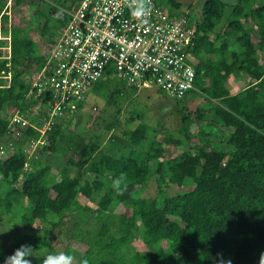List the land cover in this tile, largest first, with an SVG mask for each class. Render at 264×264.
Here are the masks:
<instances>
[{
    "label": "trees",
    "instance_id": "16d2710c",
    "mask_svg": "<svg viewBox=\"0 0 264 264\" xmlns=\"http://www.w3.org/2000/svg\"><path fill=\"white\" fill-rule=\"evenodd\" d=\"M39 1L47 4V0ZM81 1L55 0L48 11H38L45 18L42 36L47 41L56 44L68 22L64 10ZM258 1L261 5L256 6ZM21 2L17 0L16 6ZM237 2L226 19L225 1L206 0L197 22L196 46L189 50L195 71V90L189 93L201 96L205 105L192 113L184 114L182 109L180 130L192 139L188 128L193 122L197 124L196 151H186L170 162H164L163 145L157 142L139 152L138 147L148 140V128L141 124L124 133L128 144L119 156L100 153L92 157L98 147L80 141L76 149L81 152L80 158L71 155L67 174L51 185L50 165L26 174L24 148L29 140L40 136L28 129L16 142L14 154L0 160V213L16 215L28 227L37 222L49 224L43 227L42 237L28 239L33 250L50 247V237L61 220L81 209L80 198H99L101 212L107 213L117 204L128 210L119 225L122 235L111 236L110 221L106 220L78 264L83 260L89 264H219L221 257L232 264H259L260 253L264 252V0ZM168 4L177 10L182 8L174 0H168ZM51 10L57 17H49ZM187 16L192 18L191 14ZM3 45L1 37L0 111L9 106L28 111L45 103L47 99L31 94L32 83L27 76L30 68L25 60L35 56L36 67L41 70L49 60L35 54L34 43L25 39L20 29L11 30L8 59H4ZM109 73L105 78L117 76L116 72ZM239 75L248 78V85L233 94L228 81ZM104 86V79L94 85L97 90ZM157 93L164 94L159 89ZM28 114L32 120L33 114ZM209 114L213 115L211 119ZM63 122L50 133V145L44 148L50 154L63 141ZM8 125L0 119V138L7 133ZM71 168L76 174L70 173ZM122 175L126 189L117 194L112 184ZM153 176L160 189L158 195L142 198ZM187 180L194 183L192 191L166 195L165 189L181 188ZM23 201L28 202V210L22 208ZM139 222L146 250L129 259L118 256L119 250L132 242ZM163 241L168 247L156 249ZM6 256L0 243V262Z\"/></svg>",
    "mask_w": 264,
    "mask_h": 264
},
{
    "label": "rangeland",
    "instance_id": "374dc122",
    "mask_svg": "<svg viewBox=\"0 0 264 264\" xmlns=\"http://www.w3.org/2000/svg\"><path fill=\"white\" fill-rule=\"evenodd\" d=\"M169 12L183 14H191L192 20L200 22L203 5L206 0H174L181 4V10L171 8L168 0H158ZM228 4L226 9V19L231 14V7L236 5L238 0H223ZM47 4L39 0H22L20 5H17L6 19H3L2 40L4 41V59H8L9 37L12 29L22 30L23 37L34 43V50L37 56H44L50 60L54 44L47 41L42 36V29L45 23V18H42L38 11L47 10L48 5H54L55 0H47ZM261 5L258 1L256 6ZM172 10V11H171ZM49 17H57L56 12L49 13ZM224 25V24H223ZM62 30H58L60 33ZM254 33L257 35V31ZM59 35V34H58ZM56 38V37H55ZM35 56L26 59V65H29L27 72L31 83L41 69L36 67ZM105 86L97 90L92 87L87 92L86 98L80 103V107L75 109L73 113L64 118L61 130L64 134L63 141L59 144L56 152L51 154L46 152L45 147L38 149L36 156L32 158L26 174L37 169L41 165H50L51 171V185L59 182L64 174L68 160L73 155L79 159L81 152L77 153V146L81 142L92 144L98 151L92 152V157L100 153H108L113 156H119L124 146L128 144L124 137L125 132L135 130L139 125L143 124L148 128V140L145 141L138 151L147 150L152 142H157L163 145L164 162H170L174 159H180L186 151H196V146L199 143L197 132L198 126L196 123L190 124L188 128L189 136L192 139H187L181 133V116L182 114L195 112L197 109H202L205 105V100L196 93H189L182 101L170 99L166 94L157 93L156 88L146 90H135L127 86L118 76L104 78ZM6 84V83H4ZM248 85V78L244 75L235 76L229 79L228 89L233 93H237ZM33 106H31L32 108ZM36 107V106H35ZM18 108L6 107L0 111V119L9 122L12 113ZM30 109V108H29ZM183 109V113H182ZM27 111V110H25ZM30 116V115H29ZM213 115H207L211 119ZM31 117V116H30ZM33 118L36 121L41 119L40 116L34 114ZM62 120V121H63ZM111 126V130L108 127ZM171 142H168V141ZM56 142V143H57ZM4 142L0 138V145ZM93 148V149H94ZM70 173H75V169L71 168ZM102 180H104L102 178ZM21 182L16 187L20 188ZM194 189L192 180L185 181L181 188L165 189L167 196L175 194H185ZM158 183L153 176L145 186L142 193V198H155L159 192ZM23 209L28 210V202L23 201ZM99 198L95 201H89L85 198H80L79 203L81 209L77 212L66 214L61 220L60 227L57 228L50 237V247L34 250L32 264H40L41 257L49 253L65 252L74 256V264H78L81 258L89 250V241H94V236L99 232L102 224L109 219L111 225V236L116 238L121 237L119 225L122 215L126 212V208L117 204L107 212L98 210L97 203ZM19 207L17 204L16 208ZM128 211V210H127ZM60 220H58L59 222ZM139 230L133 235L131 243L123 246L118 256L129 259L136 252L145 251L146 248L143 243L142 226L139 222ZM48 223L41 224L37 222L34 226H26L20 221L18 216L8 215L6 212L0 213V243L4 246L7 256L11 255L15 249L23 244H28V239L35 236H43V227H48ZM76 232V235L75 233ZM77 236H81L78 239ZM156 249L168 247L167 242L159 243ZM98 251V249H96ZM6 256V257H7ZM4 264V260L0 262ZM127 264H130L128 262Z\"/></svg>",
    "mask_w": 264,
    "mask_h": 264
},
{
    "label": "built area",
    "instance_id": "2783aa9c",
    "mask_svg": "<svg viewBox=\"0 0 264 264\" xmlns=\"http://www.w3.org/2000/svg\"><path fill=\"white\" fill-rule=\"evenodd\" d=\"M16 1L0 0V39L2 21ZM150 5L144 19L131 15L128 0H82L64 10L68 22L50 55L56 67L41 70L31 85V94L47 101L12 113L0 160L13 155L16 142L33 129L40 136L24 148L27 171L38 149L48 147L50 133L111 71L129 87L156 88L170 99L182 100L195 90L189 50L196 46L197 22L188 13L171 14L158 0H150ZM28 112L41 119H29Z\"/></svg>",
    "mask_w": 264,
    "mask_h": 264
},
{
    "label": "clouds",
    "instance_id": "9594fccd",
    "mask_svg": "<svg viewBox=\"0 0 264 264\" xmlns=\"http://www.w3.org/2000/svg\"><path fill=\"white\" fill-rule=\"evenodd\" d=\"M129 7L131 9V15L137 19H144L150 15L151 5L150 0H128ZM124 176L115 179L113 181L112 187L117 194H123L126 189V184H124ZM123 185V187H122ZM34 228L37 226L32 225ZM33 248L31 245L23 244L14 252L5 257L4 264H32ZM40 264H74V256L65 252L60 253H49L41 257ZM81 264H89L88 260H83ZM219 264H232L231 260L225 261L222 257ZM259 264H264V252L260 253Z\"/></svg>",
    "mask_w": 264,
    "mask_h": 264
},
{
    "label": "bare ground",
    "instance_id": "6f19581e",
    "mask_svg": "<svg viewBox=\"0 0 264 264\" xmlns=\"http://www.w3.org/2000/svg\"><path fill=\"white\" fill-rule=\"evenodd\" d=\"M171 13V12H170ZM172 14V13H171ZM174 15V14H173ZM56 67V65H55V63H53L51 60H49V65L45 68L46 70H48V69H53V68H55ZM50 144V143H49ZM49 144H48V146H49Z\"/></svg>",
    "mask_w": 264,
    "mask_h": 264
}]
</instances>
